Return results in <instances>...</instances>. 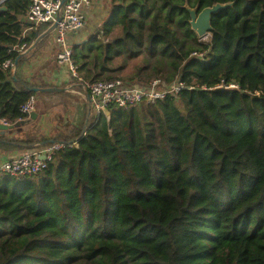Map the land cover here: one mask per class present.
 <instances>
[{"label": "trees", "instance_id": "1", "mask_svg": "<svg viewBox=\"0 0 264 264\" xmlns=\"http://www.w3.org/2000/svg\"><path fill=\"white\" fill-rule=\"evenodd\" d=\"M217 2L233 3L212 15L204 42L185 5ZM29 4L0 3V119L10 125L38 94L17 50L47 28L26 19ZM71 47L83 79L184 86L58 135H1V149L75 143L36 174L0 172V264H264V0H110Z\"/></svg>", "mask_w": 264, "mask_h": 264}, {"label": "built area", "instance_id": "2", "mask_svg": "<svg viewBox=\"0 0 264 264\" xmlns=\"http://www.w3.org/2000/svg\"><path fill=\"white\" fill-rule=\"evenodd\" d=\"M95 0H30L29 7L25 13L26 19L34 27L41 24H47L49 27L56 18L59 20L54 27V42L57 46L56 60L60 65H65L69 72L70 79L74 86L82 89L88 105L95 115L104 114L109 118L108 107L117 105L127 107L138 105L142 102H154L162 99L168 94L175 95L184 86L182 82L165 84L160 79H154L148 84L128 85L120 78L111 80L101 79H83L78 72V67L72 59V47L69 39L71 32L77 31L85 24L84 11ZM29 46L22 44L17 47L20 53H24ZM4 67H11L15 70V64L12 59L3 62ZM229 86H236L230 84ZM69 87H71L69 85ZM36 97L30 95L25 103L21 106V112L26 118L35 110ZM0 123L9 124L5 119H0ZM75 142L65 143L55 141L41 145L33 150H29L17 157L5 159L0 163V172L7 173L17 177H24L38 173L47 165V161L53 153L66 145H72ZM44 156L45 158H42Z\"/></svg>", "mask_w": 264, "mask_h": 264}, {"label": "crops", "instance_id": "3", "mask_svg": "<svg viewBox=\"0 0 264 264\" xmlns=\"http://www.w3.org/2000/svg\"><path fill=\"white\" fill-rule=\"evenodd\" d=\"M109 7L110 0H95L89 7H87L84 11L85 24L82 28L69 34L68 37L70 42H78L90 35L93 30L98 27V25L103 23L107 17ZM56 51L57 46L55 45L54 34L52 31L47 35V39H45V41L39 43L36 48L25 55V59L19 68L20 76L24 79H27L28 81L44 83L46 82L44 79L47 78L48 82L53 84V86H68V89L65 91L43 92L42 94L38 93L39 96L37 97L36 106H42L45 110L43 113L39 112L38 110H34L37 113L36 119L24 125L22 127V131H20L19 134H23L24 132H32L33 129L36 128L41 122L43 117H45V119L49 118V120L45 126H42L40 133L45 135H58L60 132L65 131L69 126L78 125L81 121V118L85 115L84 112H87L86 122L91 116V112L89 114L90 107L86 97L82 96V99L78 97L80 92L75 89L77 86L72 84L67 67L65 65H60L57 62ZM69 85L71 87H69ZM81 100L86 106V111ZM60 102H66L72 107L74 113L72 118H74L70 121H63L61 115H59L60 119H51L52 115L55 116L56 114V111H53V108ZM50 111H53V113ZM36 134L37 132H35L32 136H36ZM1 135H4L5 137H13L15 136V130L12 132L5 131L2 134L0 133V136ZM22 151H24L22 148L6 151L0 149V163L5 159L16 156Z\"/></svg>", "mask_w": 264, "mask_h": 264}, {"label": "water", "instance_id": "4", "mask_svg": "<svg viewBox=\"0 0 264 264\" xmlns=\"http://www.w3.org/2000/svg\"><path fill=\"white\" fill-rule=\"evenodd\" d=\"M3 0H0V3ZM65 1V0H62ZM233 2H225V3H214L211 6L203 7L199 9L197 6L196 7H189L188 5H185L189 15V23H190V28L197 34L198 37H202L207 33H210L212 26H211V17L213 14L217 13L221 9L228 7L232 5ZM0 9H5V6L2 5L0 6ZM59 20V16L56 18V21H54L49 27H47L42 33H40L36 39L29 45L27 50L24 53H28L31 51L36 44L40 41V39L46 35H48L54 27L56 26L57 21ZM15 64V70L17 68V59L14 61ZM15 70L13 71V77H15ZM68 89V86L60 87V86H47V87H31L30 90L34 91L36 93H43V92H60V91H65ZM37 117V113L35 111H32L29 115L28 118L21 120L19 122H16L14 125L10 124H2L0 123V133H4L5 131H10L12 132L16 127L24 126L28 124L30 121L35 120ZM99 117V116H98ZM55 141L49 140V143H53ZM45 142L41 143V145H44ZM42 158H45L42 156Z\"/></svg>", "mask_w": 264, "mask_h": 264}, {"label": "rangeland", "instance_id": "5", "mask_svg": "<svg viewBox=\"0 0 264 264\" xmlns=\"http://www.w3.org/2000/svg\"><path fill=\"white\" fill-rule=\"evenodd\" d=\"M199 39L200 40H202V41H204V42H208L209 41V39H210V33H207V34H205L204 36H202V37H199ZM124 73H127V71H125V72H123V74ZM46 78V77H45ZM43 79H44V76H43ZM42 80V79H41ZM46 82H44V83H35V82H33V84H37L38 86H40V87H44V86H52L53 84H51L50 82H48V79L46 78V79H44ZM31 82V81H30ZM31 82V83H32ZM75 89H77V91H79L80 92V94L79 95H81V96H79L78 94V97L79 98H81L82 97V95H83V92H82V89H81V87H76ZM39 94H42V93H39ZM39 94H35V97H36V103H37V97L39 96ZM82 99V98H81ZM82 101V100H81ZM83 102V101H82ZM83 107H85V111H86V106H85V104H84V102H83ZM35 110H38L39 112H41V113H43L44 112V108L41 106V107H38V106H36L35 105ZM53 111H56V114H55V116H53L52 115V120H56V119H60L59 118V115H61L62 116V120L63 121H65V120H68V121H70L71 119H73L72 118V116H73V110H72V107L71 106H69V104L68 103H66V102H60V103H58V104H56L55 105V107L53 108ZM53 111L51 112V113H53ZM90 112H91V116L88 118L89 120H87V121H89L90 123H93V122H95V115H93V113H92V111H91V109H89V114H90ZM84 116L81 118V121L79 122V124L78 125H76L77 127H82L83 126V124H84V122L86 121V115H87V112H84ZM48 120H49V118L48 119H45V117H43L42 118V120H41V122L38 124V126L36 127V128H34L33 129V131L32 132H30V133H28V134H26L24 137H32V135L35 133V132H37V134H36V136H33V137H43V136H45V134H43V133H40V131H41V129H42V126H45L47 123H48ZM28 135V136H27ZM41 146V144L39 143V144H37L36 142H32L31 143V145L29 144L28 146H22V147H18V148H13V149H1V150H15V149H20V148H22L24 151H22V152H20L19 154H17L16 156H13V157H17V156H19V155H21V154H23V153H26V152H28L29 150H33V149H35V148H37V147H40ZM12 158V157H11ZM9 159V158H8Z\"/></svg>", "mask_w": 264, "mask_h": 264}]
</instances>
